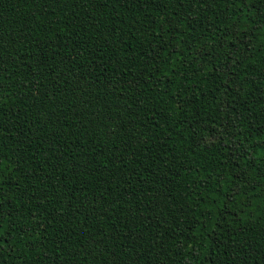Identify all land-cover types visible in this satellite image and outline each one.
Masks as SVG:
<instances>
[{
    "label": "trees",
    "instance_id": "16d2710c",
    "mask_svg": "<svg viewBox=\"0 0 264 264\" xmlns=\"http://www.w3.org/2000/svg\"><path fill=\"white\" fill-rule=\"evenodd\" d=\"M0 264H264V0H0Z\"/></svg>",
    "mask_w": 264,
    "mask_h": 264
}]
</instances>
